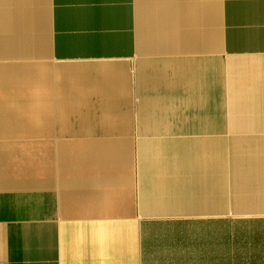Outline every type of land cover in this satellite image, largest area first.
<instances>
[{
  "label": "crops",
  "instance_id": "obj_1",
  "mask_svg": "<svg viewBox=\"0 0 264 264\" xmlns=\"http://www.w3.org/2000/svg\"><path fill=\"white\" fill-rule=\"evenodd\" d=\"M261 61L264 0H0V264H264Z\"/></svg>",
  "mask_w": 264,
  "mask_h": 264
},
{
  "label": "rangeland",
  "instance_id": "obj_2",
  "mask_svg": "<svg viewBox=\"0 0 264 264\" xmlns=\"http://www.w3.org/2000/svg\"><path fill=\"white\" fill-rule=\"evenodd\" d=\"M56 65L57 64H52V63L48 64V66H56ZM224 67H225V71H232L233 69L244 70L246 76L252 75L254 77V75H255L256 77L254 79L261 80L264 77L263 76L264 75V62L263 61H261V62H249V63L224 64ZM232 76L237 77L236 74H233ZM213 80L211 79V86L215 85V83H216ZM214 91H215V89H214ZM213 99L214 98H212V100ZM230 107H231L230 104H228L229 109H230ZM234 110L237 111L238 109L234 108ZM229 113L233 114V111L230 110L228 112V115H229ZM245 113L249 114L250 116H254L258 112L251 110L250 112L247 111ZM260 114H261V116H264V111L263 110L260 111ZM214 115L215 114H213V119H216ZM14 144H15V148H17V150H18V155L15 156L14 158H12V160H11L12 164L14 166L19 167V169L21 168L23 171H25V170L27 171V169H28V171L26 173L29 175V166H30L29 159H30V148H31L30 144H29V140L25 139L23 141H14Z\"/></svg>",
  "mask_w": 264,
  "mask_h": 264
},
{
  "label": "clouds",
  "instance_id": "obj_3",
  "mask_svg": "<svg viewBox=\"0 0 264 264\" xmlns=\"http://www.w3.org/2000/svg\"><path fill=\"white\" fill-rule=\"evenodd\" d=\"M46 95H47V93L44 90H36L33 93V98H34V101L36 102L35 103V107L37 109V115H36V119L37 120L40 119V114H41V111H42V109L44 107L43 100L46 97Z\"/></svg>",
  "mask_w": 264,
  "mask_h": 264
}]
</instances>
